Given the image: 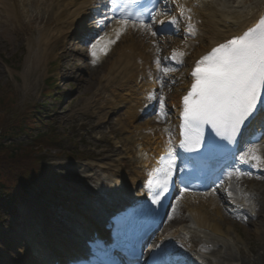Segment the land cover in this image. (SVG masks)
I'll list each match as a JSON object with an SVG mask.
<instances>
[{
    "label": "bare ground",
    "instance_id": "bare-ground-1",
    "mask_svg": "<svg viewBox=\"0 0 264 264\" xmlns=\"http://www.w3.org/2000/svg\"><path fill=\"white\" fill-rule=\"evenodd\" d=\"M98 1V7L92 10L91 8ZM173 3H176L175 14L168 16L166 13L172 11L171 4ZM90 10L96 12L109 10L112 16L113 6L109 0H0V39H3L7 25L13 18L19 24L27 21L30 24V32L36 31L40 35V38L35 39L30 34L27 39L31 47H39L38 60L46 59L56 49H61L64 60L70 61L69 53L71 52L68 46L71 43V37L69 34L74 31L78 33L77 36L82 35L81 29H87L84 25L87 23L86 17L93 16ZM159 11L158 13L164 15L161 19L156 18L152 22V29L155 32L173 30L175 38L179 37L178 43L169 52L172 59H164L162 64L169 66L173 62L180 67L185 66V72L182 75H178L176 71L173 75L168 74L169 68L166 67L165 75L163 72L160 75V71L156 73L153 80H148L146 58L140 61V58L129 55L125 49L118 52V57L112 61L114 64L111 69L121 72L120 81L123 80L124 83L120 84L119 88L125 93L122 95L125 97L120 101L122 103L124 101V105H132L126 115L130 123L142 116V112L148 114L157 105L161 106L160 111H162L164 110L162 108L169 103L168 107L173 110L170 124L152 128L149 131H140L136 138L130 139L138 146L136 162L132 169L124 161L126 156L127 158L132 157L127 154L129 152L127 150L121 158L123 160L118 161L121 167L119 171L109 174L102 180L99 179L98 171L92 178L82 177L79 180L80 184L95 179L97 187L101 189L91 190V193L95 195L90 196L92 201L77 203L69 208L74 214L69 224L59 219V222L54 220L57 225H53L52 228L55 231L58 230V233H44L39 240H33L35 242L32 243L30 251L36 253V258L39 257L41 263L33 261L29 252L24 250L22 264L72 262L78 253L81 254V249L89 240L96 237L107 240L106 227H108L107 222L112 213L118 212L125 204L142 202L150 196L149 181L153 182L155 179L161 156L171 152L176 162L179 165L183 164L179 149V142L185 134L182 126L183 98L191 91L195 83L192 72L199 61L209 55L213 49L256 27L259 21L264 19V0H164ZM173 19L177 21L175 25L168 23ZM160 21L164 23L161 24ZM44 23L45 27L42 28L40 25ZM53 25L58 26L52 27ZM87 25L89 27L91 24ZM101 28L98 36L101 35V30H106L105 26ZM141 28L130 22L124 24L116 21L112 30L107 31L108 34L104 38L101 37L103 38L101 42L95 43L96 55L98 53L103 55L107 51V46L110 47L112 54L121 42L120 40L112 45L110 43L112 38L115 40L116 37L132 38L131 35L136 36L137 34L135 29ZM94 38L92 39L93 44ZM40 39L42 41L39 43ZM173 40L174 38H165L162 40L164 43L161 41L163 46L159 50L160 58L168 53L170 45L175 44ZM91 51L93 52V47ZM100 66L99 62L93 58L89 65L92 76L99 73ZM134 67L135 72L143 67L144 74L140 76L138 84L131 86ZM65 73L68 74V71L65 70ZM164 78H168L170 84L165 82ZM112 79L113 76L109 78V81ZM116 93V90H112L113 95ZM117 95L121 94L117 93ZM143 107H146L148 111H145ZM163 115L164 119H167L165 114ZM259 132H264V129L256 124L254 129L248 131L246 138H243L244 144L251 142ZM250 142L248 149L242 147L239 152L247 150L249 157L243 156V158L252 161L256 165L255 168L258 166L264 168V162L253 161V156H259L264 160V140L258 145H251ZM249 149L256 150L250 155ZM111 153L110 156H104L102 152L99 157L102 161H109L116 156L115 152ZM233 163L241 171L247 164L241 162L239 155ZM111 167H102L100 172L110 171ZM124 168H129V170H124ZM89 169L93 171V168ZM248 170L251 172L256 169L249 167ZM213 186L217 188H214L209 198L184 191L185 199L182 205L185 211L184 216L179 217L180 224L173 225L175 221L171 218L175 216L174 210V214L167 221L169 227L165 234H162L155 243L157 256L162 262L167 264H254V262L251 263L249 257L253 249L255 250L253 247L255 239L259 238L261 246L264 245V169L240 177L230 176L228 170L224 169L222 175H219L213 182ZM75 187L80 188L76 185ZM65 197L66 195L63 198ZM224 203L228 205L227 214L223 213ZM229 224L240 226L241 235L237 233L236 236H240L247 242L248 252L241 248H237L238 254L234 251L236 250L234 239L225 229ZM51 235L54 236L52 242L48 241Z\"/></svg>",
    "mask_w": 264,
    "mask_h": 264
},
{
    "label": "rangeland",
    "instance_id": "rangeland-1",
    "mask_svg": "<svg viewBox=\"0 0 264 264\" xmlns=\"http://www.w3.org/2000/svg\"><path fill=\"white\" fill-rule=\"evenodd\" d=\"M104 13L101 11V16L86 17L87 23L84 25L87 29H81L80 38L74 31L69 34L72 43L68 46L71 52L70 61L64 60L61 49H56L46 59L38 60L39 47H31L27 39L30 34L35 39L40 38V35L36 31L30 32V24L27 21L19 24L13 18L7 25L3 39H0V93L5 90L6 94L13 96L14 99L11 112L2 113L3 110L0 109V135L14 138L9 142L6 139L0 141L6 143L15 155L22 156V164L30 173L29 179H26L28 183L20 184V181L16 184L17 187L20 184L24 188L18 187L24 190L23 193L18 192L19 194L17 193L11 201L0 202V264H22L24 250L29 252L33 261L41 263L40 258H36V253L30 251L32 243L35 242L33 240H39L44 233H58V230L52 228L53 225H57L54 220L69 224L74 215L69 208L77 203L92 201L90 196L94 194L91 190L101 189L97 187L95 179L85 184H80L79 180L84 176L92 178L97 171L99 179L102 180L109 174L119 171L121 167L118 161L123 160L121 158L127 150L129 151L127 154L132 157L126 156L124 161L132 169L135 165L132 153L136 151L137 146L130 138L140 131L168 125L172 119L168 103L162 108L165 112L160 111L158 106L151 114L140 116L130 123L127 117L125 118V112L127 115L132 105H124V101L123 103L120 101L125 97L122 96L125 93L119 88L120 84L124 83L123 80L120 81L121 72L111 68L114 64L112 61L118 57V52L125 49L129 55L140 58V61L146 58L150 64V69H147L150 74L156 73L161 66L164 68L163 75L166 73V67L169 68L168 74L173 75L176 71L178 75H182L185 66L180 67L173 62L169 66L161 64L164 59H172L169 52L174 49L179 37L175 38L173 30L156 32V35H153L152 29H141L136 36L131 35L132 38L117 37L116 40H110L112 45L121 40L112 54L110 47L107 46V51L103 55L98 54L94 57L91 51L93 42H87V38L90 39L105 24L107 28L101 31V35H105L111 29L113 22L110 23L109 17ZM166 14L174 15L173 12ZM162 15L164 14L159 13L157 18L161 19ZM89 23L91 25L88 27ZM40 26L45 27V23ZM165 38H174L175 44L170 45L168 53L160 58L159 50L162 49L164 43L162 40ZM102 39L100 36L95 37L94 44L100 43ZM41 41L42 39L38 42ZM93 58L101 65L96 76H92L89 71ZM114 73L116 75H113ZM133 73L135 74V67ZM112 76V81H109ZM115 76L117 77L114 78ZM133 77L131 85L134 82ZM164 80L170 84L168 78ZM112 90L121 95L117 93L113 95ZM162 114H165L167 119H164ZM20 115H24L21 124H15ZM21 128L25 131L21 132ZM48 132L61 135V141L56 144V148L48 147L43 142H40L38 148L31 145L35 136H43ZM102 152L104 156H110L111 152H115L116 156L109 161H102L99 157ZM0 155L7 156L10 153L4 152ZM109 166H112L110 171L100 172L102 167ZM89 168H93V171ZM2 171L3 167L0 166V172ZM0 176V181L4 184L8 177L4 173H0ZM75 185L80 188H76ZM212 190L204 194L205 196H199L209 198ZM184 199L185 194L179 193L173 209L175 216L171 218L175 221L173 224L175 226L180 224L179 217L184 216L185 209L182 205ZM224 205L223 213H226L228 207ZM178 210L179 213L176 214ZM168 227L166 223L163 232ZM225 229L234 239L236 246L234 251L238 254L237 248H241L248 252L247 242L236 236L237 233L241 235L240 226L229 224ZM53 239L54 236L51 235L48 241L52 242ZM253 247L255 250L250 253L249 260L254 264H264V245L261 246L259 238L255 239Z\"/></svg>",
    "mask_w": 264,
    "mask_h": 264
},
{
    "label": "snow or ice",
    "instance_id": "snow-or-ice-1",
    "mask_svg": "<svg viewBox=\"0 0 264 264\" xmlns=\"http://www.w3.org/2000/svg\"><path fill=\"white\" fill-rule=\"evenodd\" d=\"M133 2L126 0L124 8ZM112 4L115 5L116 0H112ZM129 15L131 13L126 10L122 12V23L127 24ZM137 19L144 23L139 16ZM152 19L155 20V15ZM168 23L175 25L177 21L173 19ZM92 47L95 57L96 45ZM192 76L195 83L183 98L185 139L180 147L189 150L199 147L203 142L205 126H210L217 136L229 143H235L242 129L255 121H259V127L264 129V19L242 36L221 44L204 56ZM261 139L264 140V136ZM253 161L264 162L259 156H253ZM162 162L165 166L156 169L160 173L156 187L153 188V182L149 181L153 203L156 204L169 190L175 157L170 152L169 157L162 158ZM241 162L252 161L241 157ZM237 175L243 173L238 172Z\"/></svg>",
    "mask_w": 264,
    "mask_h": 264
},
{
    "label": "trees",
    "instance_id": "trees-1",
    "mask_svg": "<svg viewBox=\"0 0 264 264\" xmlns=\"http://www.w3.org/2000/svg\"><path fill=\"white\" fill-rule=\"evenodd\" d=\"M13 107H14L13 96L7 95L5 90H2L0 93V109L3 110L2 113L11 112L13 110ZM18 117L19 118L17 119L15 124L18 123V125H20L21 121L24 118V115H20ZM24 131L25 130L21 128V132H24ZM60 136H61L60 134H57L55 132L54 133L48 132L47 134L43 136H35L34 142L32 140L31 145L32 146L36 145V147L38 148V146H40V142H43L48 147L56 148V144L61 141ZM11 138H14V137L7 138L3 134L0 135V140L6 139L9 142ZM4 152L10 153V155H7V156L0 155V163L3 164L0 166H2L4 170L0 173H4L8 177L5 180L4 184L1 183L0 181V202L2 201L8 202V200L11 201L12 199L15 198L18 192L23 193L24 190H21L18 187L22 188L20 184L28 183V180L26 181V179H29L30 177V173L25 169L24 165L22 164V161H21L22 156L15 155L13 150H9V147L7 146L6 143H3L2 141H0V154ZM0 180H1V176H0ZM19 182L20 184H18V187H17L16 184Z\"/></svg>",
    "mask_w": 264,
    "mask_h": 264
}]
</instances>
